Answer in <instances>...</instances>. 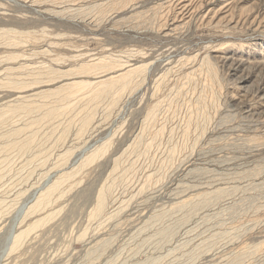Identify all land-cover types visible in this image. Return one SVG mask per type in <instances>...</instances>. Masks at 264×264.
<instances>
[{
	"label": "rangeland",
	"instance_id": "obj_1",
	"mask_svg": "<svg viewBox=\"0 0 264 264\" xmlns=\"http://www.w3.org/2000/svg\"><path fill=\"white\" fill-rule=\"evenodd\" d=\"M176 1L0 0V30L12 31L6 35L0 34V41L5 43L0 48V54L18 58L7 66H16L22 64V61L26 66L41 64L49 69L44 74V80L64 76L57 78L51 86L48 82H45L46 87L40 86L44 83L34 84L38 86L34 87L37 91L54 88L73 77L69 74L79 73L83 68L93 67L92 65H95L94 69L97 65L108 68V72L125 67L128 69L127 65L130 68L136 67L139 71L130 75L131 78L134 77L133 80L137 78L131 81L134 83L130 82V88L128 86L122 92L118 91L121 96H115V105L110 104L112 98L108 96L102 102H95L93 109L92 106L79 108L83 114L81 117L87 109L94 110V118L106 124L105 128L93 133L87 143L80 145L81 148L74 149L70 143L62 147L61 144L54 146L53 157L59 155L58 162L65 163H59L58 169L46 173L45 157H39L37 148L27 153L28 159L35 160L33 164H27L26 169L21 168L20 163L22 167L26 164L22 162L23 158L19 164L7 162L5 164H10L9 166H0V181L20 179L14 186H17L16 189H22L30 183L32 185L30 190L16 196L14 201L10 198L12 199L16 189L4 192L7 197L0 194L4 196H0L4 199L0 203L5 201L8 209L11 206L10 213L6 208L0 214V264H83L81 257L85 254L86 246L81 236L85 232L91 233L93 222L88 214L95 205L98 188L108 183L111 184L112 194L118 197L131 184L142 183L144 174L152 170L158 173H154L157 175L156 179L161 177V184L167 183L162 190L164 197L160 203L169 206L171 202L166 195L171 187L177 185L184 172L193 168L195 169L191 171L195 172L198 169L196 167L202 169L210 160L211 165H208L210 168H218L219 171H216L219 174L220 168L216 163L226 159L236 164L233 166V173L236 170L244 177L245 174L250 175V179H240V182L263 181L264 90L256 91V88L264 87V64H257L258 61H264V0H186L184 3L191 6L188 12H181ZM224 55L231 59L243 58L248 63L237 71H232L231 62L224 61ZM240 75L243 78H238ZM86 76L75 75L78 79H94ZM14 88L10 86L0 89L1 105L14 101L15 96L9 95L17 94L13 92ZM84 92L85 98L87 91ZM71 96L74 97L72 94ZM232 96L237 101L232 100ZM242 102L244 103L241 104ZM65 121L67 123L68 119ZM76 128L78 123L71 126L72 131L77 130ZM91 130L92 128L89 131ZM41 134H38L37 140L41 139L43 143L44 136ZM87 134L83 135L84 138ZM136 139L140 145L137 144L136 153L131 157L123 155L122 152H126ZM103 144V154L90 163V166L86 165L87 169L83 167L70 180L71 184L61 188L66 192L60 199L53 200L48 211L42 215L35 214L36 216L28 214L39 196L64 172L77 169L82 159ZM68 148L74 149L73 155ZM121 156L133 167L130 166V171L118 170L115 172L118 176L113 174L116 176L113 177V160ZM51 161L55 163L57 159ZM51 164L48 162L47 168ZM246 166L251 168L246 169ZM176 167L179 168L175 171L178 173H170ZM2 169L4 174H1ZM8 169L11 171L8 172ZM242 170L245 172H240ZM119 172L123 173L120 175ZM151 176L152 179L155 178L154 175ZM258 187L257 193L252 196V199L256 197L255 200L251 199L254 206L245 198V202L244 199L243 202H238L244 208L239 205L240 208L238 203L232 206H236L238 213L234 211L235 207L228 206L229 210L227 208L226 211L234 212L231 214L233 218H227L231 219L229 222L222 224V217H225L222 214L212 219L218 221L221 218V227L219 226L216 234L225 233L221 235L224 238L215 236L216 239H212L218 240L217 243L223 242L232 238L235 233L233 243L215 250L216 252L211 251L204 257L198 256L195 264H217L223 258L226 260L224 264H264V195H261L264 184ZM257 204L262 205L258 207ZM239 208L243 209L239 211ZM126 213L128 212L124 214ZM44 215L48 218L31 232V240L34 237L32 242L26 234L23 240H28L25 243L22 241L24 245L20 243L17 250L13 248L15 237L35 219ZM228 223L231 227H228ZM9 249L12 250L11 254ZM240 254L241 258L234 260ZM138 256L140 260L145 257L143 254Z\"/></svg>",
	"mask_w": 264,
	"mask_h": 264
},
{
	"label": "bare ground",
	"instance_id": "obj_2",
	"mask_svg": "<svg viewBox=\"0 0 264 264\" xmlns=\"http://www.w3.org/2000/svg\"><path fill=\"white\" fill-rule=\"evenodd\" d=\"M185 1L186 0L176 1L178 2L180 6L181 12H188L191 9V6H189V4L184 3ZM229 2L232 3V1H229ZM212 23H213V20H212ZM10 32L12 33V31L0 30V34L3 33L4 35L9 34ZM3 44L5 43L0 41V48ZM222 58H224V61L226 62H229V61L231 62L230 69H232V71H237L239 67H242L246 65V63H248L243 58H242L243 60L233 59V58L231 59L229 58V56H225V55L222 56ZM17 59L18 58L14 56H7V55L2 56L0 54V89L3 87L14 86L15 88L13 92H17V94L16 93L9 94L10 96H15L14 101L3 104V105H1L2 103L0 104L1 105L0 106V166L1 167L3 165L5 166L8 163L10 164L14 163L12 165H16V163L19 164L23 158L22 162L26 164H23L24 166L22 167V163H20L21 168L26 169L27 164H33L35 160V158L28 159V157H26L27 153L32 152L33 149L37 148L39 149L38 151L39 157L40 156L45 157L46 166L45 165L44 166L46 167V170H45L46 173L49 170H54L57 167H59L58 165L59 163H62L61 165L65 164L63 163L64 161L58 162L59 155H57V157L56 156L53 157L54 149H55L54 146H58L61 144V147H62L63 145L70 143L71 145H73L72 148L74 149L76 147L81 148L80 145L83 143L84 144L87 143L89 139H91L93 133L100 132L101 130L105 128L106 124L101 122V120L98 121L96 120V118H94L95 113H94V110L92 111L93 109L92 105L95 102L101 101L103 98L108 97V96L112 98V101L110 102V104L115 105L116 103L114 104V102L117 101V97L115 96L120 97L121 92L126 87L129 86L130 88L129 84L134 83V82H131L134 77L131 78L130 75H132L134 71L138 70L136 67L130 68V65H127L129 66L128 69H126L125 67L124 69H119L114 72H108L107 70L108 68L106 69L100 68V66L97 65L96 69H94L95 65H92L93 67L83 68L81 71L82 73L79 72V73L69 74V76L73 75V77L69 78L68 81L62 82L60 85L55 86L54 88L49 87L47 89L46 88L44 89L41 87L42 89L37 91V89H34V87H38V86H34V84L44 83L40 86L46 87L45 82H48V83H51L50 84L51 86L52 83L57 78L60 79V77L62 78L64 76L61 75L56 78L49 77L48 79L44 80L45 78L44 74H46V72H49V69L47 66L41 65V64L40 66H37L39 64H36V66L34 64L33 65L29 64L26 66L25 62L22 61V64H18L19 66L18 65L7 66L12 61L14 63V60H17ZM110 60H112V58ZM258 63L260 65H263L264 61L261 60V61H258L257 64ZM77 74L78 75L85 74L87 76H92V78L94 79L91 80L90 77L89 78L83 77L84 79L80 77L78 79L77 77H75V75ZM241 75L238 76V78L242 77ZM136 79L137 78H135L134 80ZM258 79H260V76L258 77ZM3 81H6V82H3ZM256 89H257L256 91L258 90L263 91L264 87H259ZM84 91H87L86 92L87 96L85 98H84V94H85ZM118 91H121V92H118ZM71 94L74 95V97L71 96ZM119 97H118V100H120ZM234 97L232 100L237 101V98L235 97L236 98L235 99ZM244 102H242L241 104H243ZM80 107H91L92 109H87L84 116L81 117V115L83 114H81L79 110ZM95 112H97V110ZM67 119L68 121L67 123H65L66 122L65 120ZM75 123H78V128H76L77 130L72 131L71 126ZM91 125H94V126L91 127ZM90 128H92L91 131H89ZM40 131L45 132V134H41ZM39 133L44 136L43 143L41 139L37 140V138H39L38 136ZM85 134H87L86 138H84ZM133 143L131 144V146L129 145L130 148L128 146L129 149L126 148L127 149L126 152L124 151L122 152L123 155L125 154V156L131 157L133 153L134 154L136 153L137 147H138L137 139L134 140ZM103 150H104V144L100 145V147H97V149L95 151H92L84 160L82 159L80 161L81 164H79V167L77 169L71 172L70 171L64 172L61 175V177L58 180H56V182L53 183L45 191V193H42L39 196V198L37 199L38 201L33 206L30 213L28 212L27 213L31 214L32 216L35 214L42 215V213H44L45 211H48L49 210L48 208L52 205L53 200L60 199L66 192V191L61 190V188L65 185L71 184L70 180L74 176L78 175V173L83 170V167L85 168L86 165H89L90 163H93L95 160H97V158L103 154ZM72 151L71 153L73 155L74 151L73 152ZM79 154H77V156ZM244 155H240V156H244ZM123 157L122 156L118 158L115 157L116 159L113 160L114 165L112 166V169H111L112 170L111 175L113 177H116L115 175L117 174H115V172L117 173L118 170L128 171L129 169L130 171L131 164H128L127 162H125ZM55 159H57V162L54 163L53 161H51ZM48 162L52 163L51 165H53V167H51V165L48 166L49 168L51 167L50 169L47 168ZM210 162L211 160L209 161V163L208 162L206 163L205 165L206 167L204 166L203 168L202 166V169H199V167H196L199 170L197 169L195 172L191 171L195 168L188 170L187 172H184L179 182L176 183L177 185H175L174 187H171L170 192L168 193V195H166L167 198H169V201L171 202L169 206H166L167 204L160 203L161 200L163 199L162 197H164L162 190L166 188L167 183L163 182L161 184L160 183L161 177L160 179L159 177L158 179H156L157 175L155 176V174H158V173L152 170L144 174L145 178L142 183L135 182L131 184L128 190L126 192L121 193L123 195H120L118 197L117 196L115 197L112 194L110 183H108V185L103 184L104 186L101 185L102 187L100 189L98 188L99 191L96 193V196H95V205L92 208L91 213L88 214L89 218L93 222L91 224V233L85 232L84 235L81 236L86 246L85 254L81 257V261L83 260V264H195L196 260H198V256L203 255L202 257H204L207 253L211 251L216 252L215 250L217 249L220 250L219 248H222L223 246L225 247L226 245L233 243V240H235L233 238L236 236L235 233L234 235L231 234L232 238H228V240L225 239L226 241L222 240L223 242L220 241L219 243H217L218 240H216L217 242L215 241L216 239L215 236L221 237V235H224L225 233L223 234L219 232L220 234H216L220 229L219 226L222 220H220L221 218H219L220 221L219 220L212 221V219L215 216L220 217V215L222 214L225 216L224 218L222 217V219L224 220L226 219L225 221L223 220L222 224L224 225L227 221L229 222L231 220L227 218L232 217L231 214L233 212V211L232 212L230 211L228 213L226 211L227 208L229 210V207L231 208L234 204H237L241 200H242L241 202H243V199L245 202V198H248L247 200H250L249 202H251L252 204V201H251L252 196L255 193H257L256 187H258L262 183L264 184V175L262 178L263 181L260 179L261 180L260 182H257L255 180L256 182L246 181V183H242L240 182V179H243V180L250 179V177L248 178L249 174L247 176L245 174V177H244L243 175L239 174V171L236 172L235 170V173H233L232 172L233 166L236 164L232 163L231 160L222 159L220 162L216 163L218 167L220 168V172H221L220 174L217 173V171H219L217 170L218 168L217 169L215 167H213L215 169L210 168V166L208 165L210 164ZM9 165H6V166H9ZM255 165L256 163H254L253 166ZM259 165L261 166L262 164L259 163ZM246 167H247L246 169L251 168L248 166ZM62 169H63V166H62ZM178 169L179 168L176 167V169H172L170 173H174ZM3 170L4 169H2V171ZM5 171L7 170L5 169ZM10 171L11 169L8 172ZM222 171H226V172H222ZM261 171H259V173ZM240 172L244 173L245 171L242 170ZM252 172L254 173V171ZM122 173L123 172H121V174ZM175 173H178V172H175ZM1 174H4V171ZM6 174L8 173H5V175ZM124 175H127V174H124ZM151 175H154L155 178L152 179ZM251 176L253 175L251 174ZM117 179L119 180V178ZM0 180H1V177H0ZM18 181H20V179ZM18 181L17 180L11 181V182L7 181L8 183L5 181H0V194L2 193L4 194L5 197H7L6 196L7 194L5 195L4 192L8 193V191L12 190V188L13 190L16 189L17 186L15 188L14 186L17 185ZM30 184L26 185L22 189L20 188L16 189L14 196L13 197L11 196L12 199L10 198V200L14 201L16 196H19L24 191L30 190L32 186ZM160 190H161V193H160ZM263 192L264 191L262 190V193ZM126 193H128V195H126ZM262 193L261 195H264ZM4 196H1V197H4ZM9 197L10 196H8V198ZM260 197H263V196H260ZM255 198L256 197H254V199L252 200L254 201ZM1 199L4 200L3 198H0V200ZM3 202L0 203V214H3V212L6 211V208H7V206L5 205L6 202L5 203ZM260 202L261 201H259V203ZM253 204L252 206H254ZM239 205L240 204L238 203V206ZM258 205L259 204H257L256 206ZM261 205L262 204H260L258 207H260ZM252 206L250 205V208ZM234 207H235L234 211L236 212V206ZM9 208L11 209V206ZM240 208H239V211L242 210L244 207L242 209ZM10 209H8L7 211L9 212ZM125 212H128V213L124 214ZM156 212L158 214H156ZM236 213H238V211ZM45 218H48V216L47 217H45V215L40 216L39 218L35 219L34 222L31 221L32 223L28 225L29 227L28 228L25 227V230L23 229L15 237L13 248L17 250L18 245L20 243L21 245L23 242L25 243V241L28 240V239L23 240L26 234L28 235L27 237H30L31 232H34L36 229L35 227L40 226L41 223L45 220ZM1 227H2V223L0 222V228ZM228 227H231V225L229 224ZM213 237H215V239H212ZM220 237L218 238L220 239ZM29 240H31V237L29 238ZM10 252L12 253V250L9 249V254H11ZM16 252L17 251H15V253ZM214 252L212 254H214ZM139 254L140 255L143 254L145 256L144 259L142 260L138 259ZM241 254H244V252H242ZM241 254L236 256L234 260L240 259L242 256ZM220 255L221 254L219 255L217 254V256H220ZM243 256H245V254ZM213 259H216V257L214 258L213 256ZM17 260H18V257H17ZM225 261L226 260L223 258L217 264H224Z\"/></svg>",
	"mask_w": 264,
	"mask_h": 264
}]
</instances>
